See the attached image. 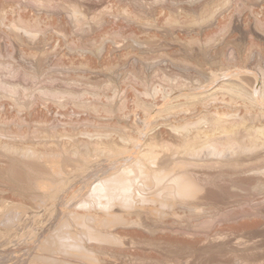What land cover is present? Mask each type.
<instances>
[{"label":"rangeland","instance_id":"1","mask_svg":"<svg viewBox=\"0 0 264 264\" xmlns=\"http://www.w3.org/2000/svg\"><path fill=\"white\" fill-rule=\"evenodd\" d=\"M50 257L264 264V0H0V264Z\"/></svg>","mask_w":264,"mask_h":264},{"label":"bare ground","instance_id":"2","mask_svg":"<svg viewBox=\"0 0 264 264\" xmlns=\"http://www.w3.org/2000/svg\"><path fill=\"white\" fill-rule=\"evenodd\" d=\"M211 138H213V136H211ZM218 138H219V137H218ZM218 138H216V139H218ZM222 138H223V137H222ZM222 138H221V139H222ZM219 139H220V138H219ZM213 140H214V138H213ZM222 141H223V140H222ZM222 141H221V143H222ZM223 142H225V141H223ZM226 142H227V141H226ZM209 143H210V142H209ZM221 143H220V144H221ZM229 143H230V142H229ZM212 144H213V142H212ZM222 144H223V143H222ZM226 144H227V143H226ZM206 145H207V144H206ZM228 146H230V145H228ZM230 147H231V146H230ZM228 152H229V151H228ZM219 154H221L220 156H222L225 160H226L227 158H228V159L231 158V155H230V157L227 156V155H229V153H228V154L226 153V154H227L226 157H225L224 152L222 153V151H221ZM222 154H223L224 156H223ZM205 155H206V154H205ZM207 155H208V156L210 155V156L212 157L211 154H207ZM217 155H218V153H217ZM218 156H219V155H218ZM220 156H219V157H220ZM214 157H215V156H214ZM219 157H217V158H219ZM207 158H208V157H207ZM223 158H220V159H223ZM134 159H135V158H134ZM130 160H132V159H130ZM128 161H129V160H128ZM128 161H126V162L124 161V162H125V163H128ZM137 161H138V160H137ZM139 161H141V160H139ZM226 161H228V160H226ZM133 162H134V161H133ZM133 162H132V163H133ZM132 163H131V161H130V164H129L127 167H128V168H131V167H129V166H130ZM134 163H136V162H134ZM138 163H139V166H138V167L141 168L142 163H141V166H140V162H138ZM143 164H144V162H143ZM152 165H153V164H152ZM155 165H156V164H155ZM117 166H118V165H117ZM120 166H121V165H120ZM132 166H134V168H135V165L132 164ZM144 167H146V163H145V166H144ZM180 167H181V166H180ZM128 168H127V170H129ZM148 168H149V167H148ZM160 168H162V167H159V168H157V169L160 170ZM173 168H174V167H173ZM188 168H189V167H188ZM117 169H118V168H117ZM132 169H133V167H132ZM132 169H131V170H132ZM136 169H137V165H136ZM146 169H147V167H146ZM155 169H156V168H155ZM157 169H156V171H157ZM169 169H171V168H169ZM177 169H178L179 172H180V168H177ZM182 169H183V168H182ZM182 169H181V170H182ZM190 169H191V168H190ZM190 169H189V170H190ZM192 169H194V167H193ZM123 170H124V169H123ZM137 170H138V169H137ZM141 170H143V169H141ZM141 170L139 169L138 171L141 172ZM159 170H158V171H159ZM161 170H162V169H161ZM163 170H164V168H163ZM163 170H162V171H163ZM167 170H168V168L166 169V171H167ZM174 170H175V169H174ZM185 170H186V169H184V171H185ZM189 170H186V171H189ZM197 170H198V169H197ZM221 170H222V169H221ZM115 171H116V170H115ZM117 171H119V170H117ZM120 171H121V172H120ZM120 171H119V175H120V173H122V170H120ZM129 171H130V170H129ZM133 171H134V169H133ZM148 171H149V170H148ZM171 171H172V169H171ZM190 171H191V170H190ZM190 171H189V173H190ZM111 172H112V171H111ZM130 172H131V171H130ZM143 172L145 173V170L142 171V173H143ZM146 172H147V170H146ZM153 172H154V171H153ZM175 172H176V170H175ZM192 172H194V170H193ZM108 173H109V172H108ZM116 173H117V172H116ZM133 173H134V172H132V174H133ZM148 173H149V172H148ZM148 173H147V175H148ZM150 173H151V175H152V170L150 171ZM150 173H149V174H150ZM156 173H158V172H156ZM156 173H154V174H155V176L157 177V180H156V178H154L155 176H153V179H152V180H156V181L161 180V179H158V176H159V174H161V173H158V176L156 175ZM173 173H174V171H172V173L170 172V174H173ZM194 173H195V172H194ZM194 173H193V174H194ZM109 174H110V173H109ZM109 174H108V175H109ZM111 174H112V173H111ZM123 174L125 175L126 172L123 173ZM132 174H131V175H132ZM135 174H136V172H135ZM164 174H165V173H164ZM166 174H167V179H168V176H169L170 174H169L168 172H167ZM168 174H169V175H168ZM174 174H175V173H174ZM196 174H197V173H196ZM196 174H194V175H195L194 180H195V179L197 180V177H198V176L196 177ZM113 175H114V172H113ZM126 175H127V178L129 177V179H130L131 176L128 175V174H126ZM126 175H125V176H126ZM151 175H149V176H151ZM176 175H177V174H176ZM176 175H175V176H176ZM179 175L183 176L184 174L182 175V172H181V174L179 173L177 176H179ZM186 175H187V174H186ZM109 176H110V175H109ZM117 176H118V174H117ZM122 176H123V175H122ZM135 176H137V174H136ZM138 176H139V175H138ZM140 176H141V175H140ZM142 176H146V173H145V174H142ZM149 176H148V177H149ZM170 176H171V175H170ZM172 176H173V175H172ZM191 176H193V175H191ZM191 176H190V177H191ZM222 176H223V175H222ZM102 177H103V176H102ZM102 177H101V178H102ZM104 177H105V176H104ZM111 177H112V175H111ZM111 177H110V178H111ZM114 177H115V176H114ZM114 177H112V178H114ZM132 177H134V175H132ZM148 177H147V176L145 177V181H146V182L143 181V182L145 183V185L148 184L147 182H149V180L151 179V177H150V179H148ZM184 177H185V176H183V179H184ZM186 177H189V175L186 176ZM190 177H189V178H190ZM105 178H107L106 180L104 179L105 181L103 180V181L105 182V185H103V184H104L103 181H102L103 184H101L100 186H98L99 188H98V187H95L96 185H93V187L96 188V189H95V192H96V193H97V192H101V191H105V190H109V191H111V194H110L111 196H109V195H107V196H109V197L111 198V202L113 201V203H115V202H114V200L112 199V197H117V198H119V197H121L122 195L125 196V194L128 193V188H129V187L127 188V185H128V184L130 185L128 179L124 180L125 182L123 181V183H122L121 186H120V184H119V186H118V181H119L118 178H119V176H118V177H115V178L117 179V180H116L117 182L115 181L116 184H117V187L114 188V184H115V183H114L113 181H111V180H113V179L109 180L108 177H105ZM121 178H122V177H121ZM134 178H135V177H134ZM134 178H133V179H134ZM141 178H142V177H140V179H141ZM143 178H144V177H143ZM143 178H142V180H144ZM146 178H147L148 181L146 180ZM161 178H162V175H161ZM163 178L165 179L166 176L163 175ZM174 178H176V177H174ZM174 178H173V179H174ZM181 178H182V177H181ZM181 178H178V179L180 180ZM102 179H103V178H102ZM102 179H100V180H102ZM140 179H139V180H140ZM164 179H162V181H163ZM167 179H165L164 181H168V180H170V179H168V180H167ZM183 179H182V180H183ZM192 179H193V178H192ZM152 180H151L150 182H152ZM186 180L188 181L189 179L187 178ZM186 180H184V181H186ZM190 180H191V179H190ZM94 181H95V180H94ZM97 181H98V180H97ZM97 181H96V183H95V182H93V183L98 184L99 181H98V183H97ZM134 181H137V182H138L137 177H136V179H134ZM170 181H172V182L175 181L174 183H172V184H175V185H176V183H178V182L180 183V182H181V181L176 182L177 180H175V179H174V180L171 179ZM170 181H169V182H170ZM187 181H186V182H187ZM191 181H193V180H191ZM191 181H190V182H191ZM100 182H101V181H100ZM121 182H122V181H121ZM121 182H120V183H121ZM127 182H128V184H126ZM137 182H134L133 184H137ZM139 182H140V181H139ZM141 182H142V181H141ZM150 182H149V183H150ZM188 182H189V181H188ZM190 182L188 183L190 186L188 185V187H187L188 191H189V188L193 185V183H190ZM193 182H194V181H193ZM198 182H199V180H198ZM93 183H92V184H93ZM108 183H111V184H108ZM112 183H114V184L112 185ZM131 183H132V181H131ZM161 183H162V182H161ZM170 183H171V182H170ZM154 184H158V182H156V183H154ZM164 184H165V182H164ZM164 184L162 183L163 186H165ZM167 184H169V183H167ZM167 184H166V186H167ZM195 184H197V183H195ZM98 185H99V184H98ZM108 185L113 186V188L110 186V187H111V189H110V187H109ZM137 185H140V184H137ZM149 185H150V184H149ZM152 185H153V183H152ZM169 185H170V184H169ZM169 185H168V186H169ZM175 185H174V186L172 185V187H175ZM178 185H179V184H178ZM178 185H176V187H178ZM186 185H187V183H186ZM186 185H185V186H186ZM115 186H116V185H115ZM135 186H136V185H135ZM135 186H133V187H135ZM160 186H161V185H160ZM170 186H171V185H170ZM170 186H169V187H170ZM181 186H182V188H185V187H184V183H183V185L180 183L179 187H181ZM195 186H196V185H195ZM195 186H194V187L192 186L191 188H194L195 191H196V188H197V190H198V187H195ZM197 186H199V188H200V184H199V185L197 184ZM93 187H92V189H93ZM148 187H149V186H148ZM148 187H147V188H148ZM150 187H152V186H150ZM150 187H149V188H150ZM154 187H155V185H154ZM172 187L168 188V190H169L170 193H171V191H173V190H171ZM135 188H136V187H135ZM137 188H138V187H137ZM137 188H136V189H137ZM139 188H140V186H139ZM139 188H138V189H139ZM149 188H148V190H149ZM157 188H158V186H157ZM161 188H162V187H161ZM132 189H134V188H132ZM136 189H134V190H136ZM138 189H137V190H138ZM144 189H146V188L144 187ZM152 189H153V187H152ZM155 189H156V187H155ZM172 189H173V188H172ZM178 189H179V188H177V190H178ZM134 190H133V191H134ZM139 190H140V189H139ZM150 190H151V189H150ZM156 190H157V189H156ZM159 190H160V189H159ZM159 190H158V191H159ZM162 190H163V188L160 190L159 193H158V192H157V193L160 194V193L162 192ZM164 190H165V189H164ZM164 190H163V192H164ZM170 190H171V191H170ZM177 190H176V191H177ZM182 190L185 191V193H186V189H185V190L182 189ZM109 191H108V193H110ZM146 191H147V190H146ZM146 191H145V192H146ZM151 191H152V190H151ZM153 191H154V189H153ZM180 191H181V189L179 190V193H176V192H174V191H173V193H175L176 195H177V194L179 195V194H180ZM192 191H193V190H192ZM198 191H199V190H198ZM88 192H90V191H88ZM92 192H94V190H93ZM92 192H91V194H89V195H90V198H91V195H92V194H93V196L96 195V196H97V197L95 196L96 198L99 197L97 194L92 193ZM116 192H120V194L117 193L118 195H116V194H115ZM140 192H141V191H140ZM140 192H139V193H140ZM165 192H166V191H165ZM165 192H164V193H165ZM199 192H200V191H199ZM199 192L196 191V192H195L196 194H194V195H197V193H199ZM137 193H138V192H137ZM139 193H138V194H139ZM142 193H143V190H142ZM147 193H149V191H148ZM147 193H146V194H147ZM151 193H152V192H151ZM164 193H161V194H164ZM170 193H169V194H170ZM173 193H172V195H170V196L174 198V194H173ZM187 193H189V192H187ZM99 194H100V193H99ZM103 194L105 195L104 192H103ZM103 194L101 193L100 195H103ZM146 194H145V195H146ZM149 194H150V193H149ZM158 194H156V195L158 196ZM189 194H190V193H189ZM104 195H103V198H104L105 201H107V197L105 196V197H106V199H105ZM120 195H121V196H120ZM134 195H135V193H134ZM153 195H155L154 192H153ZM156 195H155V196H156ZM164 195H166V194H164ZM164 195H162V197H161V195H160V197L163 199ZM180 195H182V193H181ZM183 195L186 196V194H184V193H183ZM191 195H192V194H190V196H191ZM194 195H192L191 198H192ZM93 196H92V197H93ZM126 196H127V195H126ZM126 196H125V198L127 199L129 196H127V197H126ZM130 196H131V197H130L129 199L134 198V196H132V195H130ZM138 196H143V195L140 194V195H138ZM138 196H137V197H138ZM148 196H149V195H148ZM166 196H168V193H167ZM187 196H188V194H187ZM187 196H186V197H187ZM95 197H93V198H95ZM145 197H147V195H146ZM151 197H152V195L149 197V199L153 200L154 198H151ZM178 197H179V196H178ZM198 197H199V196H198ZM90 198H89V200L92 199V198H91V199H90ZM96 198H95V199H96ZM143 198H144V197H143ZM147 198H148V197H147ZM155 198H157V200L160 199L159 196H158V197H155ZM167 198H169V197H167ZM182 198H183V197H182ZM99 199L102 200V197H101V198H98V200H99ZM114 199H116V198H114ZM121 199H122V198H121ZM121 199H118V201L121 200ZM138 199H140V198H138ZM138 199H137V200H138ZM144 199L147 200L146 198H144ZM164 199H165V198H164ZM180 199H181V197H180ZM184 199H185V198H184ZM193 199L195 200V198H193ZM196 199H197V197H196ZM100 200H99V202H100ZM104 200H103V201H104ZM108 200H109V199H108ZM122 200H124V199H122ZM127 200H128V199H127ZM127 200H125V201H127ZM142 200H143V199H142ZM154 200H156V199H154ZM174 200H175V199H174ZM174 200L171 199V202L174 203ZM188 200H189V199H188ZM188 200H186V201L188 202ZM190 200H191V199H190ZM190 200H189V201H190ZM194 200H193V201H194ZM115 201H116V200H115ZM118 201H117V203H118ZM125 201H124V202H125ZM139 201H140L139 203H140V206H141V200H139ZM161 201H162V200H161ZM178 201H180V200H178ZM184 201H185V200H184ZM87 202H88V200L86 201V203H84V202H82V203H84V204L87 205ZM89 202H93V200H91V201H89ZM109 202H110V200L108 201V203H109ZM121 202H122V201H121ZM128 202L131 203L130 200H129ZM128 202H127V203H128ZM191 202H192V201H191ZM82 203H81V205H84V204H82ZM94 203H95V200H94ZM97 203H98V201L95 203V205H97ZM105 203H106V202H105ZM108 203H107V204H108ZM119 203H120V202H119ZM130 203H128V205H130ZM154 203H155V202H153V205H154ZM158 203H162V204H163V201H162V202H158ZM164 203H165V202H164ZM166 203H167V201H166ZM166 203H165V206L168 208V206L170 205V203H169V202L167 203L168 206L166 205ZM182 203H183V201H182ZM110 204H112V203H109V205H110ZM115 204H116V203H115ZM120 204H121V203H120ZM122 204H123V203H122ZM122 204H121V205H122ZM125 204H126V203H125ZM125 204H124V205H125ZM142 204H143V202H142ZM147 204H149V202H148V203H147V202H146V203L144 202L143 207H144L145 205H147ZM150 204H151L150 206H152V203H151V202H150ZM162 204H158V205H160V206H159L160 208L162 207V206H161ZM174 204H176V203H174ZM81 205H80V206H81ZM98 205H99L100 207H99ZM98 205H97V206H98L99 208H97V210H98V209H103V208H101V206L104 207V204H103V203H102L101 205H100V204H98ZM109 205H108V208L110 207ZM121 205H120V206H121ZM128 205L126 204V207H127ZM132 205H133V204H132ZM132 205H130V206L132 207ZM156 205H157V204H156ZM87 206H88V205H87ZM97 206H96V207H97ZM106 206H107V205H106ZM117 206L119 207V204H118ZM154 206H155V205H154ZM154 206H153V207H154ZM163 206H164V205H163ZM170 206H172V204H171ZM170 206H169V209H171ZM113 207H114V205H113ZM131 207L128 206V207H127L128 210H129V208L131 209ZM145 207H146V206H145ZM153 207H152V208H153ZM157 207H158V206H157ZM157 207H155L156 210H157ZM159 207H158V208H159ZM81 208H82V207H81ZM84 208L87 209V207H85V206H84ZM110 208H112V207H110ZM115 208H117V207H115ZM140 208H142V207H140ZM148 208H149V207H148ZM148 208H147V209H148ZM164 208H165V207H164ZM164 208H161V209H164ZM173 208H174V207H173ZM106 209H107V207H106ZM118 209H119V208H118ZM121 209H122V208H121ZM132 209H133V208H132ZM144 209H146V208H144ZM144 209H142V210H144ZM153 209H154V208H153ZM103 210H104L103 212L105 213V209H103ZM109 210H110V211H114V209H113V210L109 209ZM119 210H120V209H119ZM123 210H125V206H123ZM133 210H134V209H133ZM133 210H132V211H133ZM156 210H154V211L156 212ZM164 210H166V209H164ZM171 210H172V209H171ZM98 211H99V210H98ZM101 211H102V210H101ZM134 211H135V210H134ZM158 211H159V210H158ZM158 211H157V212H158ZM160 211H162V210H160ZM160 211H159L160 214L163 213V212H160ZM103 212H102V213H103ZM107 212H108V211H107ZM107 212H106V213H107ZM115 212H116V211H115ZM120 212L123 213L122 210H121ZM129 212H130V211H129ZM106 213H105V215H104L103 217H105V216L107 215ZM116 213H119V211L116 212ZM116 213H114V214H116ZM133 213H134V212H133ZM164 213H165V211H164ZM164 213H163V214H164ZM166 213H168V212H166ZM166 213H165V214H166ZM124 214H125V213H124ZM130 214H132V213H130ZM130 214H129V215H130ZM73 215H74V219H75V216L77 215V213H76V215H75V214H73ZM73 215H72V216H73ZM78 215H79V214H78ZM88 215H89V214H88ZM108 215H110V212H109ZM117 215H118V214H116V215H114V216H117ZM119 215H120V214H119ZM122 215H123V214H122ZM127 215H128V214H127ZM129 215H128V216H129ZM158 215H159V214H158ZM89 216H90V215H89ZM92 216H93V215H91V217H92ZM80 217H84V215H83V216L80 215ZM93 217H94V216H93ZM109 217H110V216H109ZM111 217H113L112 214H111ZM111 217H110V219H111ZM76 218H78L79 221H80V219H81V218H79L78 216H77ZM85 218H87V217L85 216ZM105 218H106V217H105ZM107 218H108V217H107ZM107 218H106V220H107ZM118 218H119V216H118ZM118 218H116L117 221H119ZM123 218L126 220L125 215H124V217H122V219H123ZM74 219H73V220H74ZM88 219H89V218H88ZM88 219L86 220L87 222H88ZM96 219H97V218H96ZM108 219H109V218H108ZM124 219H123V221H125ZM73 220H71V221H73ZM76 220H77V219H76ZM76 220H75V222H76ZM83 220H84V218H83L81 221H83ZM91 220H92V219H91ZM94 220H95V219H94ZM114 220H115V218H114ZM114 220H113V221H114ZM71 221H70V222H71ZM96 221H97V220H96ZM100 221H101V219H100ZM102 221H104L103 218H102ZM107 221H108V220H107ZM113 221L111 220V222H113ZM126 221H127V220H126ZM73 222H74V221H73ZM75 222H74V223H75ZM97 222H98V221H97ZM66 223L68 224V222H65V225H67ZM71 223H72V222H71ZM74 223H73V224H74ZM77 223H78V221H77ZM83 223H86V222H82V224H83ZM90 223H92V222H89V224H90ZM102 223H103V222H101V225H102L101 227H102V228H100V229L103 230V229H104V228H103V227H104L103 225L105 224V226H106V223H103V224H102ZM118 223H121V224H122V222H118ZM123 223H125V222H123ZM73 224H72V225H73ZM82 224H81V225H82ZM86 224H87V223H86ZM92 224H93V223H92ZM92 224H91V225H92ZM94 224H95V223H94ZM108 224H111V223L108 221ZM114 224H115V222H114ZM121 224H120V225H121ZM83 225H84V224H83ZM97 225H98V224H97ZM97 225H96V226H97ZM116 225H117V224H116ZM120 225H119V226H120ZM75 226H77V225L69 226V228H70V227H71V228L73 227L72 229H74ZM78 226H79V225H78ZM78 226H77V228H78ZM84 226H85V225H84ZM92 226H93V225H92ZM92 226H90V227L93 228L94 226H93V227H92ZM98 226H99V225H98ZM98 226H97V227H98ZM111 226H112V225H111ZM113 226H115V225H113ZM113 226H112L111 228L114 230ZM82 227H83V226H82ZM85 227L87 228V225H86ZM88 227H89V226H88ZM97 227H95V228H97ZM106 227L109 228L110 226L107 225ZM115 227H116V226H115ZM120 227H121V226H120ZM79 228H80V227H79ZM79 228H78V229H79ZM83 228H84V227H83ZM91 228H90V229H91ZM80 229H81V228H80ZM80 229H79V230H80ZM84 229H85V228H84ZM84 229H83V230H84ZM93 229H94V228H93ZM97 229H98V228H97ZM112 229H111V230H112ZM76 230H77V229L75 228V230H73V231H76ZM108 230H109V229H107V230L105 229V231H108ZM62 231H63V230H62ZM73 231H72V233H74ZM85 231H86V230H84V232H85ZM88 231H89V230H88V228H87V232H88ZM91 231H92V230H91ZM95 231H96V230H95ZM87 232H86V233H87ZM93 232H94V231H93ZM99 232H100V230H99L98 232L96 231L97 234H99V235L102 234V235L105 236V234H104L103 231H102L103 233H102V232L99 233ZM108 232L111 233L110 230H109ZM108 232H107V233L105 232L106 235H110V234H108ZM112 232H113V231H112ZM115 232H117V231H115ZM58 233H59V231H58ZM58 233H57V236L59 235ZM61 233L63 234V232H61ZM64 233H65V235H66L67 232L64 231ZM89 233H91V232H89ZM96 233H95V235H96ZM74 234H75V233H74ZM78 234H79V233H78ZM78 234H77V232H76V237H74V238H79ZM80 234H81V232H80ZM93 234H94V233H93ZM111 234H112V233H111ZM87 235H89V237L91 238L90 234H87ZM99 235H97L96 238H97ZM112 235H113V234H112ZM114 235H115V233H114ZM114 235H113V236H114ZM59 236H60V235H59ZM66 236H67V237H66ZM66 236H64V237H66V238L68 239V236H70V235L67 234ZM74 236H75V235H74ZM77 236H78V237H77ZM82 236H83V235H82ZM82 236H80V237H82ZM93 236H94V235H93ZM115 236H116V235H115ZM115 236H114V237H115ZM60 237H62V235H61ZM60 237H59V239H60ZM83 237H85V235H84ZM87 237H88V236H87ZM87 237H86V238H87ZM89 237H88V239H89ZM105 237H106V236H105ZM108 237H109V236H108ZM116 237H117V236H116ZM116 237H115V238H116ZM62 238H63V237H62ZM62 238H61V239H62ZM70 238H71V237H69V239H70ZM74 238H73V236H72V239H73L72 241L75 243ZM93 238H95V237H93ZM109 238H111V236H110ZM109 238H108V239H109ZM115 238H114V239H115ZM56 239H57V238H56ZM59 239H57V242L60 241ZM69 239H68V240H69ZM88 239H87V240H88ZM98 239L100 240L101 238H98ZM98 239H97V240H98ZM106 239H107V237H106ZM106 239H103V240H106ZM108 239H107V240H108ZM111 239L114 241L113 237H112ZM111 239H110V240H111ZM58 240H59V241H58ZM64 240H66V239H64ZM79 240H80V239H79ZM79 240L77 241V239H76V241L82 245L83 242H81V241L79 242ZM83 240H85V238H83ZM83 240H82V241H83ZM93 240H94V239H92V242H93ZM95 240H96V239H95ZM97 240H96V242H97ZM101 240H102V239H101ZM117 240L119 241V239H117ZM54 241H55V240H54ZM61 241H62V242H65V241H63V239H62ZM61 241H60V242H61ZM66 241H67V240H66ZM70 241H71V240H70ZM85 241H86V240H85ZM88 241H91V240H88ZM118 241H117V242H118ZM62 242H61V244H63V246H65L64 243H62ZM86 242H87V241H86ZM92 242H91V243H92ZM96 242H94V243L97 244V245L100 243V242H99V243H96ZM101 242H102V241H101ZM114 242H116V239H115ZM117 242H116V244H117ZM84 243H85V242H84ZM89 243H90V242H88V243L85 244V245L83 244V246H86V247H87V245H88ZM94 243H93V244H94ZM102 243H103V242H102ZM105 243H106V242H105ZM110 243H111V242H110ZM110 243L108 242V246L111 245ZM118 243H119V242H118ZM56 244H57V243H56ZM56 244H55V247H56ZM61 244H60V245H61ZM68 244H69V243H68ZM95 244H94V245H95ZM109 244H110V245H109ZM112 244H113V243H112ZM60 245H59V247H60ZM66 245H67V244H66ZM70 245H71V244H70ZM72 245H73V244H72ZM72 245H71V247H70L69 245H67L68 247L71 248V251H70V252H72V250H75V249H72ZM100 245L102 246V244H99V246H100ZM106 245H107V244H106ZM74 246H75V245H74ZM74 246H73V247H74ZM76 246H79V245H76ZM95 246H96V245H95ZM111 246H112V245H111ZM68 247H66V246L63 247V248H67V249H65L66 251H64L65 253H67V250L69 251L70 248L68 249ZM88 247L91 248L90 245H88ZM57 248H58V247H57ZM57 248H55V249L60 251L61 247H60V249H57ZM83 248H84V247H83ZM89 248H88V250H89ZM51 249H52V247H51ZM77 249H78V248H77ZM92 249H93V248H91V250H92ZM48 250H50V247H49ZM61 250L63 251V249H61ZM79 250H80V247H79ZM91 250H89L90 253H93V252H91ZM50 251H51V252H52V251L54 252V249H53V250H50ZM83 251H84V254H87V255H85L86 258H87V256H88L90 253H87V252L85 253L86 250H84V249H83ZM92 251H93V250H92ZM81 252H82V250H81ZM59 253L64 254V253L61 252V251H60ZM72 253H74V252H72ZM72 253H71V254H70V253L67 254V257H68L69 255H73ZM75 255H76V252H75ZM75 255H74V256H75ZM81 255H82V257H83V254H82V253H81ZM91 255H92V254H91ZM91 255H89V256H90V257L95 256L94 254H93L92 256H91ZM64 256H65V255H64ZM89 256H88V259L90 260ZM65 257H66V256H65ZM78 257H79V256H78ZM68 258H69V257H68ZM71 258H73V256H72ZM74 258H75V257H74ZM86 258H84V259H86ZM49 259H51V257H50ZM84 259H83V260H84ZM91 259H92V258H91ZM46 260L48 261V259H46ZM86 260H87V259H86ZM86 260H85V262H89V261H86ZM95 260H96V257H95V259H94V257H93V260H92V261H95ZM50 261H52V264H54V263L56 264V262H54V261H56V260L53 261V260L51 259V260H49V262H50ZM90 261H91V260H90ZM49 262H47V263H49ZM53 262H54V263H53ZM58 263H59V261H58ZM58 263H57V264H58ZM61 263H62V261H61ZM90 263H91V262H90ZM90 263H89V264H90ZM96 263H98V261H96ZM50 264H51V262H50ZM62 264H63V263H62ZM67 264H68V263H67ZM70 264H71V263H70ZM91 264H93V263H91ZM98 264H99V263H98Z\"/></svg>","mask_w":264,"mask_h":264}]
</instances>
